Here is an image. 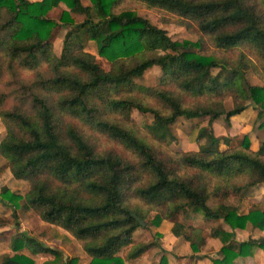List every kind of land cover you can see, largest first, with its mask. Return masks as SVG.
<instances>
[{"label": "trees", "instance_id": "trees-1", "mask_svg": "<svg viewBox=\"0 0 264 264\" xmlns=\"http://www.w3.org/2000/svg\"><path fill=\"white\" fill-rule=\"evenodd\" d=\"M88 1L0 0V52L24 67L42 61L51 69L48 77L38 80L42 91L31 93L29 109L0 107L5 130L0 155L11 175L27 182L22 196L25 206L75 238L89 256L87 264H124L118 250L132 242V231L140 226L132 213L157 226L188 208L207 219L221 218L232 229L243 228L246 222L262 229L264 204L254 203L245 213L224 203L214 208L207 204L210 196H241L250 186L264 182V138L252 149L244 134L238 144L220 149L219 141L228 143L230 137L219 138L208 127L221 115L228 122L244 105L227 110L206 104L183 106L162 85L170 83L197 96L231 90L234 98L239 94L251 99L259 107L257 115L262 113L264 83H246L244 63H229L199 48L202 35L221 50L247 43L263 60L264 71V10L257 12L255 4L245 0H138L194 21L201 37L192 41L170 38L164 28L134 9L115 10L117 0ZM59 2L65 8L57 17L48 16ZM261 3L264 7V0ZM71 12L82 13L83 18L75 21ZM58 26L66 29L56 55L51 37ZM85 40L94 42L96 55L108 62L107 68L83 49ZM152 65L160 67V87L135 83L133 78ZM132 89L153 96L163 108L128 95ZM131 109L151 113L145 132L157 144L171 138L168 124L177 116L206 115V141L197 149H156L134 128L110 116L120 117ZM205 129L200 127L199 134ZM93 132L115 140L125 153L98 149ZM0 196L14 206L21 197L5 186ZM189 228L192 232L194 226ZM170 229L174 235L189 238L176 222ZM210 234L221 240L219 256L210 258L212 264H231L255 246L264 250L263 240L236 241L231 231L216 227ZM9 244L13 253L1 264H61L57 249L32 236L18 233ZM147 246H134L127 256H137ZM22 247L53 257L39 263L18 252ZM64 263L76 264V259L68 257Z\"/></svg>", "mask_w": 264, "mask_h": 264}, {"label": "rangeland", "instance_id": "rangeland-1", "mask_svg": "<svg viewBox=\"0 0 264 264\" xmlns=\"http://www.w3.org/2000/svg\"><path fill=\"white\" fill-rule=\"evenodd\" d=\"M80 1L83 4L89 3L88 0ZM245 1L253 5L255 4L257 12L262 14L264 10L261 3L262 0ZM61 8H65V6L63 3L59 2L56 7L47 12V15L50 17H57L58 11ZM120 8L134 9L139 15L147 18L151 23L164 28L166 33L172 39L180 40L185 38L194 41L195 39H199V37H201L199 36L200 32L197 31L194 21L187 18H181L176 14L156 7L146 6L138 0H117L114 4V9L117 10ZM71 15L75 21H80L83 18L82 13L71 12ZM65 29V27L58 26L52 33V51L56 55L60 52L62 36ZM190 48L198 50V48L195 47ZM83 49L94 54L95 60L102 67H108V62L104 58L96 55L95 44L92 40H85ZM199 50L211 53L218 58L223 57L227 59L229 63L241 61L244 63L242 70L246 83L260 85L264 83V71L262 70L263 60L249 44L243 43L232 48L221 50L219 48H215L207 36L202 35ZM245 60L247 62H245ZM241 62H239V65ZM212 71H216V68H213ZM50 74L51 69L42 61L32 67H24L17 61V59L11 60L7 53L5 54L4 51H1L0 107L10 108L12 106L21 105L23 108L29 109V98L31 93L42 91L40 89V85L38 84V80L46 78ZM160 74V67L158 65H152L145 69L140 76L134 77L133 80L135 83L143 86H159L158 78ZM162 86L172 91L179 98L180 103L183 106L206 104L214 107L215 109L220 108L222 110H227L235 105H244V108L239 113L229 117L228 122L224 121L223 115L216 117L211 121V124L208 127L211 128V131L215 136H218L219 138L221 136L230 137L228 143H224L220 140L218 148L222 149L227 146L238 144L244 134L247 135L249 145L252 148H257L263 140L264 125H260V123L264 119V110H262V113L257 115L259 107L257 104L252 102L251 99L239 94H235L236 96L234 98L231 90H222L221 92L215 94L197 96L180 91L176 87H173L170 83ZM121 93L124 95L126 94L123 90ZM128 93V95L137 96L152 106L163 108L162 104L153 96H148L142 92H138L136 89L129 90ZM110 116L123 121L126 126H131L146 140L155 145L156 149L163 151L197 149L198 145L204 144L206 141L205 136L208 130L206 125V115L191 118L177 116L171 123L168 124L172 135L171 138L168 137L165 142L159 144L151 138L148 132H145L147 130L146 125H148L152 120L151 113L131 109L126 114H122L120 117L118 115L111 114ZM203 126H206L207 129L199 134V129ZM4 131V126L0 120V138L3 136ZM92 137L95 139V145L98 149H110L117 153H125L122 146L113 139L95 132L92 133ZM3 186L20 194L21 197L17 200L16 206H14L11 202L0 196V264L4 257L13 253L9 242L11 236L17 235L18 233L32 236L39 242L57 249L60 252L61 264H65V259L68 257H75L76 264L87 263L88 255L81 248L75 238H73L61 227L43 221L32 209L25 206L22 196L27 190V182L22 179L14 178L9 171L6 159L0 155V188ZM250 190L251 191L248 195L249 198L245 197L243 201H238L235 196L232 195H227L225 197L216 195L210 196L207 199V204L212 208L216 207L219 203L229 205L235 204L238 212L245 211L248 203L253 200L259 206H262L264 204V184L259 186L255 185L254 188H250ZM152 213V211L148 212L147 217H150ZM173 222L181 225L182 231H187L189 234L188 239H185L183 235H175V238H171L170 234L172 232L170 227ZM191 225L194 226L195 229H193L192 232L189 228ZM223 226H226V222H224L221 218L207 219L202 214H194L191 209L187 208L183 211L177 212L172 218L164 219L163 223L161 222L158 228L150 225V223L146 224L145 222L143 225L135 227L132 243L121 246L118 253L124 260H126L128 258L127 253L132 247L147 244L150 249L152 247L157 248L156 254L153 255V259L151 260V264H153V262H156L157 257H160V259L162 257L164 258V255L160 254V251H162L161 244L162 242L166 244L168 241L171 245L177 244L179 246L176 251L180 257H186L187 255L193 257V252H198V255L196 256H206L209 258L216 257L219 256L221 240L218 236H212L210 231L213 227L223 229ZM260 233L261 232L259 230H254V232L246 230L238 237L246 240L254 239L264 241V234ZM251 236H253V238H251ZM258 249L260 254L259 257H256V264H263L264 250L261 247H258ZM173 250L175 249L173 248ZM18 252L31 256L39 263L53 257L50 253L33 254L25 247L20 248ZM145 258L148 259V257ZM252 263H254V261H252ZM184 264H188V262L186 261ZM239 264H250V262H248V260L244 261L240 259Z\"/></svg>", "mask_w": 264, "mask_h": 264}, {"label": "crops", "instance_id": "crops-1", "mask_svg": "<svg viewBox=\"0 0 264 264\" xmlns=\"http://www.w3.org/2000/svg\"><path fill=\"white\" fill-rule=\"evenodd\" d=\"M236 114H233V115H236ZM233 115H231V116H233ZM252 149H255V148H252ZM261 184H264V182H260V183H257L255 185L259 186ZM255 185L250 186L249 189L243 195L235 196V198L238 201H241V200L243 201V199H245V197L249 198L248 195H249V193L251 191L250 188H254ZM254 203L257 204L256 202H254V200L249 202L246 210L243 211V212H238L237 211V206L235 204H233L231 206H233L235 208L237 213H245V212H247V210L249 209V207L251 205H254ZM163 220L164 219H162L160 221V223L157 226H154V227L158 228L159 225L161 224V222L163 223ZM222 228L225 231H231L232 232V237L236 241L246 240V239H240L238 237L239 235L243 234V231H246V230H248L250 232L251 231L254 232V230H259L261 232L260 234H264V233H262V232H264V230H263L264 227L262 229H259L257 227L252 226L249 222H246V224H245V226L243 228L235 227V228L232 229L227 223H226V226H223ZM133 234H134V230L132 231V240H133V236H134ZM170 236H171V238H175V235H173L172 233L170 234ZM253 236H251V238H253ZM161 246H162V251H160V254H163L164 258L162 257L163 259L161 261L160 257L159 258L157 257L156 262L155 263L153 262V264H161V262H163L164 264H184L186 261L188 262V264H212L209 257L196 256V255H198V252H193L192 253V254H194L193 257H191L190 255L189 256L187 255L186 257H184V256L180 257L178 255V252L176 251V249H178V247H179L177 244L171 245L167 241L166 244H164V242H162ZM173 248L175 250H173ZM156 249L157 248H154V247H152L150 249V247L147 246L139 255L134 256V257H128L126 260H124V264H142V262H143V264H151V260L153 259V255L156 254ZM33 254H43V253L39 252V253H33ZM259 254L260 253H259L258 247L257 246L253 247L250 254L245 255V256H237V257L233 258L231 264H239V260L240 259L244 260V261L248 260V262H250V264H256V262H257L256 257H259ZM263 256H264V254H263ZM145 257H148V259H146ZM88 260H89V256H88ZM252 261H254V263H252ZM87 263H88V261H87Z\"/></svg>", "mask_w": 264, "mask_h": 264}, {"label": "water", "instance_id": "water-1", "mask_svg": "<svg viewBox=\"0 0 264 264\" xmlns=\"http://www.w3.org/2000/svg\"><path fill=\"white\" fill-rule=\"evenodd\" d=\"M132 216L138 221L140 225L144 224V221L140 217H138L136 214L132 213Z\"/></svg>", "mask_w": 264, "mask_h": 264}]
</instances>
